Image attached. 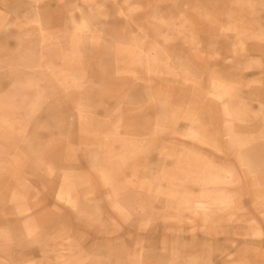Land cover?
I'll return each instance as SVG.
<instances>
[{"label":"rangeland","instance_id":"374dc122","mask_svg":"<svg viewBox=\"0 0 264 264\" xmlns=\"http://www.w3.org/2000/svg\"><path fill=\"white\" fill-rule=\"evenodd\" d=\"M64 1L68 19L43 21L71 28L31 26L26 70H0V104L20 109L0 108V264H246V248L220 255L264 242L231 241L247 227L228 221L263 225L264 203L226 191H206L202 203L167 198L198 199L183 183L211 150L180 136L211 143L230 130L213 88L245 83L247 51L264 54V0H94L81 12ZM197 75L199 85L183 86ZM239 130L260 131V120ZM183 152L173 166L161 159ZM213 177L204 173L203 186ZM60 187L76 207L55 198Z\"/></svg>","mask_w":264,"mask_h":264},{"label":"crops","instance_id":"0c3cea01","mask_svg":"<svg viewBox=\"0 0 264 264\" xmlns=\"http://www.w3.org/2000/svg\"><path fill=\"white\" fill-rule=\"evenodd\" d=\"M92 1L94 0H74V4L78 8V12H81L82 5L88 6ZM72 13L73 11L65 5L64 0H0V40L5 42V50L0 51V70H13L15 65L16 70L24 72L26 68L19 66V64L23 63V59H19V55H24V41L30 38L31 26L36 27L41 32L69 30L70 26L69 28L63 27L59 23L47 26L43 21V16L50 15L58 19L63 14L68 19ZM80 14L83 15V13ZM262 44L264 46V40ZM59 45L62 46V43ZM20 50L21 53L19 54ZM229 60H232V58ZM244 60L245 66L242 67L244 70L242 74L245 75V83L235 82L222 85L217 82L213 88L211 101L217 104L220 115H224L225 117L223 124L221 123L220 126L230 130H225L218 139H215L211 143H205L200 138H194L189 135L180 136L182 140L196 142L211 150L208 161H205L202 166H199V163H197L198 168L194 164H191L188 170L193 172L192 178L188 177L186 179L187 183H183L184 180L182 181L183 186L186 184L191 185V190L197 193L198 199L188 202L173 200L169 196L167 203H202L200 196L206 191L242 192L243 194L236 198L238 203H264V181L259 178V173L264 174V54L258 55L247 51V57ZM62 62H66V60L60 59L59 63ZM202 62L203 60L197 58L190 61L194 65H199ZM7 63H9L8 66H6ZM255 71H258V73ZM250 72H255L257 75L249 74ZM204 78V76L197 75L185 81L183 86L199 85ZM10 87H6L1 94H7ZM251 87L254 90L255 88L262 90L261 99L255 96L247 98L246 92ZM204 100L205 98L203 97L202 101L204 102ZM0 108L6 112L20 110L8 104H0ZM258 120H260V131L255 133L240 132L243 130L239 129L251 128ZM189 127L194 126L190 125ZM233 129H237V131ZM169 142L171 143V141ZM259 147L262 149L261 152H254ZM124 155H126L125 152H120L118 158L120 159ZM184 155L183 152L177 159H171L169 156L161 157V159L165 160L168 166H173L183 160ZM207 172H210L214 176L213 182L208 187L203 186L202 180L203 174ZM220 177L223 178L220 179ZM191 179L193 180L192 183ZM165 181L168 185H179L178 181ZM169 187L167 186V188ZM55 198L58 201H62V198H65L62 188L56 192ZM83 199L86 201V198ZM65 200L69 201L66 202L68 206L76 207L77 202H72L71 195L65 198ZM259 216L263 220V225H260L256 220L257 216L246 217L239 215L228 221L233 224H244L247 227L245 233H234L228 238L231 241L235 239H248L258 241L259 243L264 242V213L259 214ZM28 221L29 219L24 220L23 223ZM244 248H246L247 252L246 264H250V260L255 261L256 264H264V247H257L253 244L233 246L228 253H223L220 256H225V259H232Z\"/></svg>","mask_w":264,"mask_h":264}]
</instances>
